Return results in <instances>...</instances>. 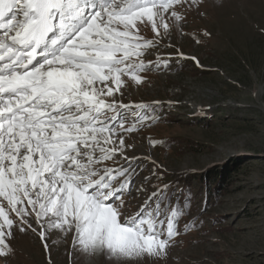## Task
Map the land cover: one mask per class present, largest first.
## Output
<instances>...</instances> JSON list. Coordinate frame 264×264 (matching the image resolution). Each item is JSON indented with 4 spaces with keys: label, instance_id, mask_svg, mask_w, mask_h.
Instances as JSON below:
<instances>
[{
    "label": "rangeland",
    "instance_id": "374dc122",
    "mask_svg": "<svg viewBox=\"0 0 264 264\" xmlns=\"http://www.w3.org/2000/svg\"><path fill=\"white\" fill-rule=\"evenodd\" d=\"M177 11L184 15L178 23L171 9L164 14L167 34L157 18L159 37L146 19L137 22L139 35L155 46L130 61L145 64L135 73L141 82L129 72L114 91L135 113H106L116 117L106 147L121 149V138L124 146L95 165L101 173H127L130 192L121 197V219L143 206L145 217L159 209L167 223L172 210H180L167 256L89 255L73 245L74 231L49 229L42 240L33 214L27 217L31 229L14 227L6 238L11 253L0 264H264V0H202L198 8ZM219 172L225 173L220 195L207 198L198 179L206 177L213 190Z\"/></svg>",
    "mask_w": 264,
    "mask_h": 264
},
{
    "label": "snow or ice",
    "instance_id": "6c2138e0",
    "mask_svg": "<svg viewBox=\"0 0 264 264\" xmlns=\"http://www.w3.org/2000/svg\"><path fill=\"white\" fill-rule=\"evenodd\" d=\"M201 3L0 0V257L11 253L6 238L14 227L32 228L27 217L33 214L42 224V240L49 229L74 231L73 245L89 255L167 256L180 210L173 209L167 223L159 209L145 217L143 206L121 219V197L130 192L127 173L95 167L124 146L121 138V149L106 147L113 141L105 133H115L109 121L116 119L106 113L117 105L100 97L119 91L126 73L141 82L135 73L145 64L130 61L155 42L139 35L137 22L146 19L159 37V26L168 31L165 13L171 9L178 23L184 19L178 7ZM118 176L124 179L114 187Z\"/></svg>",
    "mask_w": 264,
    "mask_h": 264
},
{
    "label": "trees",
    "instance_id": "16d2710c",
    "mask_svg": "<svg viewBox=\"0 0 264 264\" xmlns=\"http://www.w3.org/2000/svg\"><path fill=\"white\" fill-rule=\"evenodd\" d=\"M216 177H218L216 180V187L213 190H211L209 188V185L207 184V180H206L207 178L206 177L203 179H201V178L198 179L201 187H203L202 190H203L205 196L207 198H210V199L212 198L214 200H216L220 195V192L218 190H219V188H221V185L224 183L225 173L224 172L216 173L214 175V178L216 179ZM185 207H187V206H185Z\"/></svg>",
    "mask_w": 264,
    "mask_h": 264
},
{
    "label": "bare ground",
    "instance_id": "6f19581e",
    "mask_svg": "<svg viewBox=\"0 0 264 264\" xmlns=\"http://www.w3.org/2000/svg\"><path fill=\"white\" fill-rule=\"evenodd\" d=\"M26 246V245H25ZM25 261V260H24Z\"/></svg>",
    "mask_w": 264,
    "mask_h": 264
}]
</instances>
